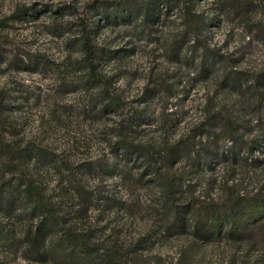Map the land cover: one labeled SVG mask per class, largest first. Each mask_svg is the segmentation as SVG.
Instances as JSON below:
<instances>
[{
	"label": "rangeland",
	"instance_id": "374dc122",
	"mask_svg": "<svg viewBox=\"0 0 264 264\" xmlns=\"http://www.w3.org/2000/svg\"><path fill=\"white\" fill-rule=\"evenodd\" d=\"M107 1L0 0V132L9 142L47 148L51 162L32 158L23 168L55 194L68 189L60 172L65 168L97 191L82 220L99 254L118 252L124 264H254L263 234L250 242H201L188 229H168L162 196L139 178L140 161L123 166L113 151L121 136L161 152L185 146L184 160L170 168L180 176L174 190L179 202L237 192L264 196V146L254 145H264V90L250 98L221 84L216 72H200L194 47L217 49L224 56L217 68L245 71L251 84L264 74V0H181L191 18L204 21L197 34L187 30L188 10L165 7V0H151L155 16L148 21L96 23L91 41L101 81L94 82L81 61L74 20L97 18ZM18 8L28 13L18 15ZM103 104L108 107L100 111ZM216 111L238 126L243 140H253L247 162L250 148L230 158L231 143L209 119ZM201 158L206 165L197 163ZM4 170L1 163L0 175ZM14 220L0 210V264H25L19 250L6 255L2 236ZM90 257L100 263L94 251Z\"/></svg>",
	"mask_w": 264,
	"mask_h": 264
},
{
	"label": "trees",
	"instance_id": "16d2710c",
	"mask_svg": "<svg viewBox=\"0 0 264 264\" xmlns=\"http://www.w3.org/2000/svg\"><path fill=\"white\" fill-rule=\"evenodd\" d=\"M182 1L165 0V7L182 4ZM182 5L184 11L188 10L186 2ZM155 7L151 0L128 2L110 0L97 8L99 12L95 19L92 15L88 20L84 16L75 17L74 26L82 53L81 61L87 68V76L90 80L101 81L95 70L98 47L91 41L94 24L103 20H106L107 24H117L132 18L145 22L150 20L149 17L155 16ZM27 11L26 8H18L16 13L23 15L27 14ZM188 12L190 17H187V30L197 34L201 30L200 24L204 21H196L191 18V11ZM194 47L195 50H199L200 72L205 70L208 73L216 72L221 84H226L237 92L241 91L240 93L246 91L250 98L252 95L258 98V94L264 90V74L255 77L250 84L248 73L245 71L232 67L221 70L217 68L218 63L224 59L217 49L208 45L197 46V42ZM1 105L4 104L0 97V107ZM107 107V104H103L99 110L104 111ZM209 119L217 121L215 125L220 126L224 136L231 141L230 158L234 160L240 158V151L250 148L245 151L244 162H247L253 148L258 147V144L260 147L264 146L261 145L262 141H259L254 144L256 147H248L253 140H243V133L238 132V126L226 119L221 112H212ZM115 146L113 156L123 166H132L136 164L135 161H140L137 166L141 169L138 173L139 178L146 177L145 180L156 187L157 192L162 196L160 206L166 214L168 229L177 233H183L188 229L191 236L201 242L223 239L250 242L256 236L264 235V196L257 191L243 195L239 192L228 193L221 200L210 199L199 203L179 202L176 199L174 190L180 176L172 173L170 168L184 160V155H187L185 146H167V150L161 152L160 148L128 140L125 136H121ZM46 151L47 148L42 146H24L9 142L0 132V164L5 165V170L0 175L2 178L0 210L7 214L8 219H15L14 226H8L2 236L6 246L10 248L6 254L8 259L12 256V252L19 250L18 256L25 264H38L48 260L58 264H93L91 261L93 257L90 256L94 251L96 259L100 258L99 264L114 258L115 263L124 264L118 252L104 251L99 254V249L92 248L88 240V229L85 228L82 219L88 203L96 200V190L84 187L76 178L74 171L65 168L68 172H60L65 176L63 178L68 184V189L65 187L62 194H55L53 189L49 190L36 177L24 171V163H28L32 158L40 162H51L50 152L48 154ZM200 161L206 165L204 159L201 158L197 163ZM112 170L113 166L107 173ZM8 173L10 176L7 179L5 177ZM186 216L191 217L190 227L187 226ZM258 249L262 254L259 253V258L254 264H264V242Z\"/></svg>",
	"mask_w": 264,
	"mask_h": 264
},
{
	"label": "clouds",
	"instance_id": "9594fccd",
	"mask_svg": "<svg viewBox=\"0 0 264 264\" xmlns=\"http://www.w3.org/2000/svg\"><path fill=\"white\" fill-rule=\"evenodd\" d=\"M227 143H228V144H230V143H231V141H228ZM197 194H198V193H197ZM243 194H244V193H240V195H243Z\"/></svg>",
	"mask_w": 264,
	"mask_h": 264
}]
</instances>
